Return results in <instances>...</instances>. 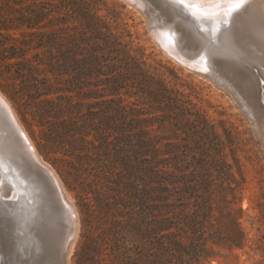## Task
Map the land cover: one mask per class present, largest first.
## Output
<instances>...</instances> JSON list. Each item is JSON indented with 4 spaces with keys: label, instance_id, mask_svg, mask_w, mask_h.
<instances>
[{
    "label": "rangeland",
    "instance_id": "1",
    "mask_svg": "<svg viewBox=\"0 0 264 264\" xmlns=\"http://www.w3.org/2000/svg\"><path fill=\"white\" fill-rule=\"evenodd\" d=\"M73 1L77 3L75 12L68 11L59 0H0V90L11 103L40 156L56 170L77 209L79 229L69 264H77V262L87 264L88 254L97 251L99 247L107 253L111 250L112 239L115 237L126 235L132 241L131 244L148 245L156 235L159 236L155 222L162 215L159 202L154 200L152 191L141 187L135 200L136 204L123 207L120 204V198L123 196L122 188L114 182L116 175L110 176L103 170L101 163L93 154L94 151L80 150L78 135L72 134L71 130L68 132V129L74 128L73 122L77 120L72 116L88 117L93 112L95 121H101L105 107L109 104L106 100L111 97L116 100L121 99V105L125 107L124 113L128 114L126 119L122 118V113L117 115L121 117L118 120L119 125L123 120L124 124L129 126L127 122L134 114L138 111L144 112L139 118L153 120V124L147 126V123L143 122L142 126L134 131L143 129L149 130L153 136H170L169 140H162L160 145L162 147L168 141L173 144L188 143L191 155L195 154L197 158L207 159V164L215 175L218 171L213 164L214 159L226 160L232 165V172L237 182L229 180L221 184L220 180H216L217 183L211 190L212 210L207 217H203L200 201L187 194L184 200L179 201L180 206L168 207V216L175 223L170 230L164 232L175 233L177 238L189 243V237L193 235L195 228L203 231V235L209 237L210 248L208 256L202 261L203 264H264V115L257 118L247 103L249 98L252 100L253 95H256L258 102L264 106V77H262L264 64L254 62L255 65L250 66L252 73L245 74V77L237 68H233V62L230 59L228 61L227 58L228 62L222 60L220 64L224 68L219 65V68L216 66L218 72L212 70L217 74H212L214 72L211 70L203 73L199 70L195 71L175 60L158 44L153 35L156 23L151 20L145 8L130 5L125 0ZM41 11H49L50 14L43 21H38V14ZM245 19L247 20L246 17L243 18ZM235 24L238 29L240 23ZM245 24V28H250L247 22ZM73 36L79 40L86 38L87 41L96 42L101 46L108 41L110 45L119 47L117 43L120 42L121 48L129 50L131 57L127 58L124 54H120L117 64L126 69L128 63L136 76L139 78L146 76L147 84L144 92L134 93L136 89H131L133 93L129 95L125 93L126 89H122L120 95L84 98L85 92H104L105 84L79 88L67 81L70 78L68 74L56 77L50 72H43L38 74L40 79L47 77L50 83L65 90L40 97L36 95L29 97L25 94L17 69L22 68L26 62L40 70L46 69L47 64L44 62L58 55L57 47L60 41L66 43ZM243 39L240 40L241 43L249 42L248 38ZM182 44L186 43L181 42L180 45ZM187 44L186 48L184 47L186 51L194 53L195 50H199V43L196 40L190 39ZM39 61L43 62L39 63ZM137 64L140 66H136ZM230 64L231 67L228 68ZM238 67L240 68L239 65ZM105 77L101 75L98 78ZM98 78L88 80L96 81ZM70 87L73 89L71 90ZM164 87L169 90L168 93L172 97L178 98V101H175L177 107L175 111L180 113L184 132L176 130L173 123L167 119L172 114V111H168L167 101L155 96V93H159ZM30 93L36 94V91L32 90ZM60 95L70 98L74 106L79 105L81 112L63 113L57 118L48 117V122L41 124L39 117L35 115L37 108L44 107L45 103L42 101L57 100ZM159 118H166L161 126L158 122ZM110 131L114 135L117 134L112 129ZM50 134L58 137V142L53 143L49 139ZM114 135L109 139H114ZM182 137L186 140L184 141ZM94 138V134L88 136V139ZM96 143L99 144L98 141ZM25 168L42 185L47 200L43 206V215L49 217L52 234L39 235L42 241H39L40 251L37 250L36 256L39 254L37 257L34 255L36 251L34 249L35 252L32 251V248H35L33 244L28 245L29 250L24 249L26 251L22 250L24 251L22 253V244L18 239L22 233L16 228L17 211L12 206L0 202V212L2 211L0 227L4 232L0 236V255L6 253V259L9 258L7 264H12L13 260V264H27V262L28 264H61L64 242L62 237L66 234L67 226L66 216L63 215L60 202H56L49 195L52 185L45 175L32 165L25 164ZM124 201L128 203V198ZM8 244L12 248L8 247ZM11 252H14V258ZM26 252H28L27 256ZM44 252L47 253L45 256ZM52 254L56 258H51L54 256ZM104 255L97 256L100 260L98 264L104 262L102 261ZM31 257L34 258V263Z\"/></svg>",
    "mask_w": 264,
    "mask_h": 264
},
{
    "label": "trees",
    "instance_id": "2",
    "mask_svg": "<svg viewBox=\"0 0 264 264\" xmlns=\"http://www.w3.org/2000/svg\"><path fill=\"white\" fill-rule=\"evenodd\" d=\"M59 1L68 11L75 12L77 10L75 1ZM43 7L47 8L46 6ZM48 14H50L49 11H41L38 14V21H43ZM117 44L120 46L110 45L106 41L105 45L101 46L96 42L87 41L86 38L79 40L75 36L66 43L60 41L57 47L58 55L44 62L47 64L46 69L40 70L29 62L17 69L22 90H25L24 93L28 94L29 97H35L33 95L40 97L64 91L63 87L50 83L49 78L40 79L38 77V74L50 72L56 77L68 74L70 78L67 81L79 88L105 84L104 92H85L84 98L120 95L122 89H126L125 93L129 95L133 93L131 89H136L134 93L144 92V87L147 84L146 76L143 78L136 76L132 73V67L128 63L126 69L117 64L120 54H124L127 58L131 57L129 50L126 51L121 48L120 42ZM88 45L90 46L88 47ZM136 66L139 67L140 64ZM101 75L106 77L99 79L98 77ZM95 77L98 80H88ZM70 89L73 88L70 87ZM32 90L36 91V94L30 93ZM168 92L169 90L164 87L159 93L156 92L155 96L156 98L160 96L167 101L168 111H172L167 119L173 123L176 130L184 132L180 113L175 111L177 108L175 101H178V98L172 97ZM152 93L154 92L152 91ZM106 102L109 104L105 107V114L101 121H95L93 112L88 117L75 115L72 116L77 118L73 122L74 128L68 129V132L71 130L72 134L78 135L77 141L80 150L94 151L93 154L101 163L103 170L110 176L116 175L114 182L122 188L123 196L120 198V204L123 207L136 204L135 200L141 187L150 189L155 196L154 200L159 202L158 206L162 217L155 222V229L159 236L156 235L154 239L149 241L148 245L131 244L132 241L126 235L115 237L112 239L110 251L105 253L104 249L99 247L96 249L97 251L88 254L87 264H98L100 260L97 256L104 254L106 256L104 255L105 257L102 258L104 261L102 264H203V259L209 254V237H205L204 232L195 227L193 235L189 237V243L177 238L175 233H165L164 231L170 230L175 223L168 216V207L171 205L180 206L179 201L184 200L187 194H190L200 201L203 217H207L209 211L212 210L211 190L217 183L216 180H220L221 184L229 180L237 182L232 172V165L226 160L214 159L213 164L218 171L215 175L207 164V159L204 157L197 158L195 154L191 155L188 143L173 144L168 141L162 147L160 146L162 140H169L170 136H153L149 130L143 129L138 132L134 131L141 127L143 122H146L147 126L153 124V120L139 118L144 112L138 111L134 114L127 122L129 126L125 125L123 120V123L119 125L118 120L121 117H117V115L122 113L121 116L124 119L128 116L124 113L125 107L121 105L122 100L111 97ZM42 103H45L44 107L37 108L35 115L39 117L43 125L48 122V117L57 118L63 113L81 112L79 105L74 106L72 100L63 95L58 96L57 100L46 99ZM115 104L117 106H114ZM80 120L82 122H79ZM165 121L166 118L158 119L160 126ZM110 129L116 131L117 134L114 135ZM90 134H94L93 140L88 139ZM111 135H114L112 140L109 139ZM49 139L53 143L59 140L52 134L49 135ZM182 139L186 140L184 137ZM96 141L99 142L98 145ZM126 198H128V203L124 201ZM77 264L81 263L77 262Z\"/></svg>",
    "mask_w": 264,
    "mask_h": 264
},
{
    "label": "bare ground",
    "instance_id": "3",
    "mask_svg": "<svg viewBox=\"0 0 264 264\" xmlns=\"http://www.w3.org/2000/svg\"><path fill=\"white\" fill-rule=\"evenodd\" d=\"M125 1L130 5L140 6L146 9V13L150 16L151 20H153L156 23L154 30H153V35L155 36L158 44L163 48V50L166 53L171 55L175 60L185 65L189 69H193L195 71L199 70L202 73L208 70L212 71V70H216L219 68V65L222 64L221 63L222 60L226 62L227 60L229 61L230 59L234 64V67L233 66L232 67L237 68V70L241 73V75H244L245 77V74L252 73L250 72V66L252 67L254 62H257L260 65L264 64V54H260V53H264V41L261 40V35L264 34V0L262 1L247 0L244 8H242L239 12L233 13L231 18L228 19L226 23L223 22L225 20V17L223 16L222 13L214 15V16H210V17L201 16L200 14H193V11L190 7H186L185 5H182V4H177L174 2V0H125ZM187 2L188 4L199 3V6L202 9H205L208 11H215L217 8H226L228 6L226 3L218 4L217 0H187ZM245 17L247 18V20L246 19L243 20V18ZM206 20L211 21L212 23L211 30L208 29V23L206 22ZM245 21L248 23L250 28H245L246 27ZM237 22L240 23L239 24L240 27L238 29L235 24ZM217 27H218V31L213 30V29H216ZM241 36L243 38L244 37L248 38L249 42H246L247 44L245 43V41H244L245 44L241 43L240 40H244L243 38L241 39ZM190 39L196 40L199 43V50L198 51L195 50L197 52L193 50L194 53H190L189 51L185 50L186 48L185 45L189 42ZM181 42H184L186 44L185 45L182 44L181 46L180 45ZM231 64L228 65L229 66L228 68L231 67ZM238 65L240 66V68L238 67ZM216 66H218V68ZM228 71H232V70H228ZM219 73H222V72H219ZM262 73L263 72L261 71V74ZM212 74H217V73L214 72ZM262 77L264 76L262 75ZM262 77L260 76V78ZM218 78L220 79V77ZM233 81H235L234 77H233ZM223 82L222 84L224 85L225 82L224 83ZM245 82L247 81L245 80ZM236 83L240 84L239 82H236ZM248 83L249 82H247V84ZM242 84L247 85L246 83H242ZM228 85L227 87H229ZM232 86H233V83H232ZM222 87H225V86H222ZM256 87H257V84H256ZM230 90H232L231 86H230ZM226 91H228L229 93H232V91L230 92L229 90H227V88H226ZM234 93L231 94L232 97ZM249 94L251 95L253 93H249ZM240 95H243V94H240ZM257 97L258 96L253 95L252 100H249L250 99L249 98L247 103L251 107V110L256 114L257 118H260L264 115V106L258 102ZM243 101L245 100L243 99ZM0 105H2L3 108H5L10 113L12 120L14 121V124H15V128L11 127L9 125L8 120L3 117V123L5 125L4 126L5 128L3 129L0 128V130L3 131L2 134L0 135V202L3 204H6L7 206H10V207L12 206V208H14L17 211L15 215L16 220H17L16 228L22 233V235H20V238H18L20 239L19 242L20 244H22L21 247L23 248L21 249V252L23 253L24 251H26L24 249H28L27 247L33 244V247L35 246V248H32V251L33 252L36 251L34 253V255L36 256L37 250L40 249L39 235L41 234V235L50 236L52 234L50 223L48 221L49 217L47 218V217H44L43 215V206L46 204L47 200L44 197L42 185H37L35 181L32 180L29 177V175L25 174L21 169V167L24 164L27 165V161H26L27 159L30 162H33L35 165H37V167H39L40 165V169H38V171L42 173L43 175H45V177L48 179L47 181H49L52 185V190L50 191L49 195L56 202H60L63 215L64 216L67 215L66 217L67 226L65 229L66 234L64 236L65 238L62 237L64 239V242L62 243L63 246L61 250V263L65 261L64 264H69V257L72 253L73 245H74L76 235L79 229V217H78L77 209L69 193L66 191L63 184L61 183L56 173V170H54L52 166L40 156L34 142L32 141L27 131L22 126L21 121H19V118L17 117L15 111L13 110L11 103L8 101L6 96L1 92V90H0ZM246 108L249 109L248 107ZM1 110L2 108H0V111ZM261 122L262 121H260V123ZM17 131L23 132L24 139L18 136V134L16 133ZM16 147L21 148L24 152L22 151V153L18 155V160L14 161L12 157L16 154L15 152ZM26 149H29L30 152H28ZM24 154L27 157L24 156ZM8 180H10L14 186H11ZM19 190L25 191L28 195L27 196L28 198H26L24 194H19ZM5 224L8 226L6 222ZM1 228L2 227H0V236H1V233H4L2 232ZM8 243H10V241H8ZM0 244H1V239H0ZM8 247H11V246H9L8 244ZM45 247L47 248L48 246L46 245ZM64 249L67 250V254L63 261L62 253ZM7 250L9 249L7 248ZM5 251L6 249L4 250V252ZM11 253L13 255L14 252H11ZM27 253L28 252L25 253L26 256H27ZM45 253L46 252H44L43 254L44 256L47 254ZM14 256L15 255H13V258ZM26 256L24 257L26 258ZM56 256H57V253H56ZM54 257L55 255L52 256L51 258H54ZM34 258L31 257L33 263H34V260H33ZM21 259L22 257H20V260ZM7 260L9 263V258L6 259V253L0 255V264H7ZM25 261L26 259L24 260V262ZM45 261L46 260H44V262ZM13 262L14 260L12 261V264ZM50 264H53V263H50Z\"/></svg>",
    "mask_w": 264,
    "mask_h": 264
},
{
    "label": "snow or ice",
    "instance_id": "4",
    "mask_svg": "<svg viewBox=\"0 0 264 264\" xmlns=\"http://www.w3.org/2000/svg\"><path fill=\"white\" fill-rule=\"evenodd\" d=\"M174 2L177 4L185 5L186 7H190L193 11V14H200L201 16L205 17H210L222 13L225 17V20L223 22L226 23L227 20L231 18L233 13L239 12L242 8H244L247 0H217L218 4L226 3L228 6L226 8H217L215 11L202 9L199 6V3L188 4L187 0H174ZM213 30L218 31V27ZM261 40L264 41V34L261 35Z\"/></svg>",
    "mask_w": 264,
    "mask_h": 264
},
{
    "label": "water",
    "instance_id": "5",
    "mask_svg": "<svg viewBox=\"0 0 264 264\" xmlns=\"http://www.w3.org/2000/svg\"><path fill=\"white\" fill-rule=\"evenodd\" d=\"M206 22L208 23V29L209 30H211V27H212V23H211V21L210 20H206ZM0 108H2V110L0 111V128H5L4 126V123H3V117L5 118V119H7L8 120V122H9V125L11 126V127H13V128H15V124H14V121L12 120V117H11V115H10V113L5 109V108H3V106L2 105H0ZM2 130H0V135L2 134ZM17 134H18V136L20 137V138H23L24 139V134H23V132L22 131H17L16 132ZM5 134V133H4ZM28 152H30L29 151V149H26ZM25 150V151H26ZM22 149L21 148H17L16 147V150H15V152H16V154L12 157V159L14 160V161H17L18 160V155L20 154V153H22ZM24 152V151H23ZM24 156H26L25 154H24ZM27 157V156H26ZM26 161H27V164H29V165H32L36 170H38V169H40V165H39V167H37V165H35L33 162H30L29 160H27L26 159ZM21 169H22V171L25 173V174H27V175H29V177L32 179V180H34L35 181V183L37 184V185H41L39 182H38V180L34 177V176H32V175H30L28 172H27V170H26V168H25V164L21 167ZM8 182H9V184H11V186H14L13 185V183L10 181V180H8ZM19 194H24V196L26 197V198H28L27 196V193L25 192V191H23V190H19ZM66 217H67V215H66ZM66 254H67V250L66 249H64L63 250V253H62V255H63V261H64V259H65V257H66ZM62 261V262H63ZM65 262V261H64ZM64 262L63 263H61V264H64Z\"/></svg>",
    "mask_w": 264,
    "mask_h": 264
}]
</instances>
